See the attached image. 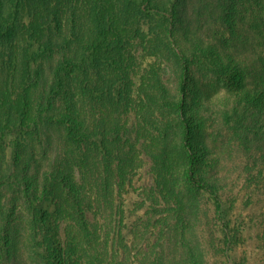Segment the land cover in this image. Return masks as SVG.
Listing matches in <instances>:
<instances>
[{
  "label": "trees",
  "instance_id": "trees-1",
  "mask_svg": "<svg viewBox=\"0 0 264 264\" xmlns=\"http://www.w3.org/2000/svg\"><path fill=\"white\" fill-rule=\"evenodd\" d=\"M126 1L0 0V182L17 176L15 181L24 185L33 247L44 264H127L109 259L99 249L102 237L87 216L94 202L104 204L115 195L111 169L123 183L136 171V155L122 161L123 126L109 113L117 106H129L124 95L130 93L131 83L120 48L124 35L135 33L136 21L144 13L140 3L132 8ZM169 1L166 11H158L167 14L162 23L180 69L177 96L162 88L160 93L165 96L162 106L177 116L180 129L179 140L155 156L157 193L166 204L176 206L172 212L191 233L190 225L200 220L196 195H208L225 229V243L230 244L234 240L233 204L228 205L220 187L207 177L222 157L207 136L197 131L196 125L201 124L193 119L198 106L211 98L203 93L192 66L201 59L203 68H211L207 63L212 59L217 73L234 84L235 97L254 105L257 117H264V0H217L216 20L227 26L231 44L226 51L207 45L200 53L191 51L176 29L180 24L187 37L194 36L185 23H177L183 19L179 6L185 0ZM194 38L201 44V38ZM52 60L56 62L45 81L48 88L38 93ZM149 95L160 103L158 91L151 90ZM93 108L103 115L99 125L93 124ZM114 112L117 116L118 111ZM51 122L62 131L58 155L62 167L48 172L42 181L30 173L39 164L34 148L32 154L26 145ZM95 143L102 155V171L94 165ZM7 149L11 153L6 158ZM5 161L7 171L1 170ZM94 173H100L99 177ZM116 186L121 187L119 181ZM50 204H55L54 209ZM14 238L13 231L0 223V264L17 260ZM200 257L191 252L187 263L201 264Z\"/></svg>",
  "mask_w": 264,
  "mask_h": 264
},
{
  "label": "rangeland",
  "instance_id": "rangeland-1",
  "mask_svg": "<svg viewBox=\"0 0 264 264\" xmlns=\"http://www.w3.org/2000/svg\"><path fill=\"white\" fill-rule=\"evenodd\" d=\"M216 1L185 0L179 6L183 19L177 23H185L202 41L200 44L194 36L187 37L184 26L177 25L179 36L193 52L200 53L207 45L220 46L226 51L231 44L227 26L222 20H216ZM126 2L132 8L140 3L144 13L136 21L135 33L124 35L120 48L121 63L128 72L127 82L131 83L130 93L124 95L129 106H117L109 113H114L123 126V163L136 155L137 165L135 176L128 177L130 181L125 183L111 169L109 175L115 195L110 196L107 203L94 202L87 210L88 219L99 230L98 237H102L99 249L109 259H119L127 264H188L191 252L199 257L202 252L201 264H264V117H257L254 105L235 97L234 84L217 73L213 68L217 64L212 59L207 63L211 68H203L201 59L192 66L203 93L211 98L209 103L198 106L193 119L201 124L196 125L197 131L201 130L207 136L222 157L220 165L210 170L207 177L217 183L228 205L233 204L230 219L234 240L225 243V229L216 214L214 202L202 193L196 195L199 223L190 225V229L194 228L193 233L185 231L177 214L172 212L176 206L166 204L157 193L154 178L155 156H161L165 146L179 140V120L167 106H162L165 96L160 93L162 88L177 96L180 67L162 23L163 14H167L158 11H166L165 7L171 2ZM128 27L134 30L132 24ZM56 60L47 64L46 76L38 93L48 88L45 81L49 80ZM151 90L158 91L160 103L150 98ZM107 114L104 116L110 118ZM91 115L93 124H101L103 115L99 108H93ZM47 124L40 137L30 138L26 145L27 152L32 153L31 148H34L32 154L39 164V167L34 165L30 173L38 174L42 181L48 172L62 167L58 159L63 143L62 131L52 122ZM162 132L169 137L168 140L163 138ZM98 150L99 145L95 143L93 153L97 160L94 165L98 164L102 171V155ZM10 151L3 152L4 157H10ZM7 168L5 161L1 170L7 171ZM15 170L13 168L12 172ZM77 175L81 180L80 171ZM94 175L97 178L100 173ZM14 177L17 176L0 182L1 227L13 231L18 249L17 260H5L4 263L44 264L33 247L30 214L22 192L24 185L16 182ZM118 181L121 187L116 186ZM48 207L54 209L55 204Z\"/></svg>",
  "mask_w": 264,
  "mask_h": 264
}]
</instances>
